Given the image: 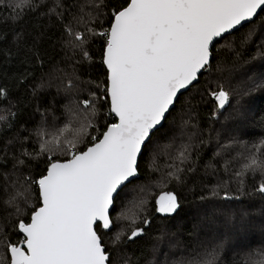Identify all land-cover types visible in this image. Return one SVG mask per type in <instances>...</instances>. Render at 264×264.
<instances>
[{
	"label": "snow or ice",
	"instance_id": "snow-or-ice-1",
	"mask_svg": "<svg viewBox=\"0 0 264 264\" xmlns=\"http://www.w3.org/2000/svg\"><path fill=\"white\" fill-rule=\"evenodd\" d=\"M0 6L10 9L4 21L12 24L11 38L0 37V57L14 66L0 84V133L16 129L0 140V264H264V241L246 243L255 225L241 204L245 195L264 201V133L244 130V98L264 89V71L241 80L242 88L225 86L245 66L264 61V0H0ZM26 17L35 26L17 31ZM48 41L63 56L49 55ZM253 44L255 54L243 60ZM94 46L99 80L83 78ZM201 77L202 87L193 88ZM53 88L55 103L45 104ZM58 98L65 100L59 108ZM208 103L214 106L204 128L199 109ZM205 132L207 141L200 139ZM213 138L216 150L204 171L215 183L202 184L196 195L199 147ZM177 188L194 196L187 237L196 240L169 261L173 253L161 244L177 235L166 223L184 203ZM259 211L264 216V204ZM157 214L149 249L140 241ZM149 251L152 260L144 259Z\"/></svg>",
	"mask_w": 264,
	"mask_h": 264
},
{
	"label": "trees",
	"instance_id": "trees-1",
	"mask_svg": "<svg viewBox=\"0 0 264 264\" xmlns=\"http://www.w3.org/2000/svg\"><path fill=\"white\" fill-rule=\"evenodd\" d=\"M5 3H7V1ZM9 13H10V9H7L4 6H0V37H3L5 35V33H8V30L12 27L11 21H9L8 23H5V21H4V17L9 15ZM262 15H264V13H262ZM21 26L25 27L26 29H32L35 25H34V22L30 18L26 17L25 20L22 21L20 25L16 26V30L18 31ZM247 27H248V25H245V28L239 29V32L234 33V35H239V33L244 32L247 29ZM49 35H52L53 39H56V38H58L59 33L56 32L54 28H50L49 29ZM7 38L8 39L11 38L10 33H8ZM50 43H51L50 41L45 43V48L47 49L48 54L54 56V59H59L61 56H63V53L59 50V46H57L55 51L53 52V50L49 47ZM252 54H253V51H248V53L245 55L246 60L248 59V56H250ZM9 59H11V58H9ZM98 59H99V55H98V53L95 52V46H94V48H93V61H94V63H93L91 68H85V70L83 71V78H90V79H94V80H99L101 78V76L103 75V68H102V65H100L98 63ZM243 59H244V57H243ZM60 66L63 67L64 66L63 63H61ZM214 66H215V64H213V67ZM13 67H14L13 65L4 62L3 57H0V84L7 82V77L5 76V70L7 69V72L10 75L12 70H13ZM203 84H204L203 77H201L200 84L193 85V88L194 87L195 88L196 87H202ZM191 90L192 89H190L189 92H185L181 95L180 99L177 101V106H179V104L181 103V101H183L185 96L189 95ZM55 95H56V91H55V88H53L51 90V93L44 98V103L45 104L55 103L52 99L53 96H55ZM198 98H199V95L196 94V99H198ZM58 99H59V103H56L57 108H59L60 104L65 103L64 99H60V98H58ZM33 106H34V102H33ZM213 106H214L213 104L208 103L207 106H202L199 109L201 117L204 118V123L201 125L204 128H206L208 126V121H207L206 117L210 113V110ZM28 111L31 112L32 109H29ZM173 111H175V109ZM26 119H27V115L22 116L20 122L23 123L24 120H26ZM36 119H39V116H37ZM100 120L103 121L104 117L101 116ZM168 120L163 122L164 128H166V126L168 124ZM248 120H249V123L251 126L250 131H253L252 132L253 134L258 136V135L264 133V125H262V123H261V121H264V89L259 90L255 94V97H253V108L251 110V115L248 117L247 121ZM17 127H19V125H17ZM15 131H16V129H13L10 132L0 133V140L7 139L8 137L14 135ZM160 131L163 132L164 129H160ZM247 138L250 139L251 137H247ZM200 139H204V138L201 137ZM198 142H199V140L195 141L196 144H198ZM26 147H28L30 149L31 144L26 145ZM199 152L201 155V159L198 161L199 170L197 172V179L199 181V184L196 187V195L203 194L200 191V186L202 184H209L210 185V184L215 183V177L211 174V172L209 171L208 174H205V171H204L205 164L212 157V154L210 152H208V150H206L204 145L199 147ZM193 160H196L195 154H193ZM213 163H218V161H213ZM141 164H142V171H144L147 167V164L145 161H141ZM8 167L10 168L11 165L9 164ZM133 183H136V181H134ZM189 188H191V184H189ZM177 191L180 192L181 199L184 201V203L182 205V208L179 210V214L176 215L170 221H167L166 223L168 224L170 231L177 233L176 237L178 238L180 244L177 248H175L174 252L176 253V255L180 256V254H183V253L187 254V252L184 250V246L185 245H191L193 242H195L196 237H193L192 239H189L187 237V233L191 230V227H192V221L190 220V213H191V210L193 207L191 202L194 199V196L187 189L177 188ZM253 196H254L255 204H259L261 202L262 198L258 195H253ZM247 197H245V198H247ZM153 204H154V199H149V207L150 208ZM159 219H160V217L157 214L156 221H153V229L149 232V234L147 236H145L140 241V243L143 244L146 248H149V249L151 248V237L153 235L157 234V232H156L157 227H158L157 221H159ZM184 225H186V226H184ZM252 231L254 233L255 230L253 229ZM14 239H16V237H14ZM259 239L261 241H263V238H259ZM254 241H255L254 238H250V236L248 235L246 243L249 247H252V248L254 247ZM170 244H172V241L165 240V242H163L161 244V248L170 249ZM152 256L153 255L149 251L146 254L144 259L151 260ZM226 256H227V258L230 259L231 253L227 252ZM175 257L176 256H173V259H175ZM161 262H163V261H161ZM141 264H144L143 260L141 261Z\"/></svg>",
	"mask_w": 264,
	"mask_h": 264
},
{
	"label": "rangeland",
	"instance_id": "rangeland-1",
	"mask_svg": "<svg viewBox=\"0 0 264 264\" xmlns=\"http://www.w3.org/2000/svg\"><path fill=\"white\" fill-rule=\"evenodd\" d=\"M7 0H5L6 2ZM249 51H253V54L248 56V59L253 56L256 52V45L253 44L250 48ZM247 59V60H248ZM243 60H246V57L244 56V59ZM241 63H243V61H241ZM215 67V66H214ZM213 67V68H214ZM246 67V72L244 70H240L236 76L235 79H233L231 81V85L229 86L228 84H226L225 86L226 87H231L232 89H238V88H242L243 86L241 85V80H245L248 76H252V75H259V73L261 71H264V61L260 60V59H257L256 61L253 62V64L251 66H245ZM203 82H204V78H203ZM195 88V87H194ZM246 90V89H244ZM259 91V90H258ZM257 91V92H258ZM192 92V90L190 91ZM252 93L249 97H245L244 100H245V104H246V107L249 109L248 110V113H247V119L248 117L251 115V110L253 108V97H255V94L257 93ZM233 103H235V100H233ZM209 104H212V103H209ZM231 108V106H229L228 108L225 109V111H229ZM245 121V124H244V130L249 132V133H252L253 131H250L251 129V126H250V123H249V120ZM171 121V117L169 118L168 120V124L166 126L165 129H167L169 127V123ZM212 136L215 137V133H212ZM204 138V140H208V133L205 132L202 136ZM201 138V137H200ZM242 138H247V137H242ZM161 142H166V138L165 137H162L161 138ZM220 143H224L223 140L220 141ZM199 144V142H198ZM204 147L206 148V150H208V152H210L211 154H213V152L216 150V140L213 138L211 141H209L208 143L204 144ZM222 162V161H220ZM160 164H163L164 161L163 159H161L159 161ZM156 176H153V179H155ZM150 192H152L153 194L158 192V189H149ZM248 196V197H247ZM253 195H245L243 198H242V201H241V204L247 209V211L252 215L253 217V222H254V233L253 231L249 234L250 238H254V247H258L260 244H261V240L259 238H263V241H264V235H262V231H264V216H261L260 215V209H261V206L262 204H264V201L261 200V202L259 204H255L254 202V196L252 197ZM247 197V198H245ZM240 205H236V207H239ZM201 239H203V233H201V236H200ZM165 242V241H164ZM180 244L179 243V240L178 238L176 237L174 240H172V244ZM164 251H171L173 254H170L167 259L170 261V260H173V256H176V257H179L178 255H176V253L174 252L175 249H164L162 248ZM231 253V256H232V252L229 251ZM184 255H186L185 253H183ZM182 255V254H180ZM175 257V258H176ZM154 257L152 256L151 260L153 259ZM157 259H159L160 261H164L165 257L163 255V252H158L156 254V257Z\"/></svg>",
	"mask_w": 264,
	"mask_h": 264
}]
</instances>
